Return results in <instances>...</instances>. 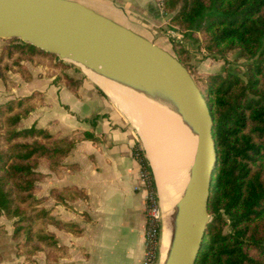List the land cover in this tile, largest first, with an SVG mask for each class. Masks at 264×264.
<instances>
[{
    "label": "trees",
    "instance_id": "16d2710c",
    "mask_svg": "<svg viewBox=\"0 0 264 264\" xmlns=\"http://www.w3.org/2000/svg\"><path fill=\"white\" fill-rule=\"evenodd\" d=\"M161 1L171 27L195 36L208 53L223 56L235 50L249 60L244 78L225 71L208 75L199 85L213 118L218 161L208 202L211 219L195 264H264V0ZM0 41V80L7 87L13 84L10 73L31 79L25 62L44 60L60 70L54 82L64 77L71 88L79 83L66 72L73 68L56 55L18 38ZM171 44L189 70L184 61L187 50L180 41ZM35 99L43 103L36 91L0 103V215L12 220L11 237H22L16 247L25 259L44 251L45 264H56L51 252L61 247L48 226L74 232L79 227L55 219L41 205L45 196L37 197L35 191L45 174L38 167L61 171L73 142L34 124L23 126L22 120L38 105ZM133 153L155 192L152 170L139 141ZM50 195L61 202L83 192L75 187L53 188ZM4 232L1 224L0 234Z\"/></svg>",
    "mask_w": 264,
    "mask_h": 264
},
{
    "label": "crops",
    "instance_id": "0c3cea01",
    "mask_svg": "<svg viewBox=\"0 0 264 264\" xmlns=\"http://www.w3.org/2000/svg\"><path fill=\"white\" fill-rule=\"evenodd\" d=\"M76 1L156 44L158 39L167 41L164 30L173 29L168 28L171 25L167 16L152 0ZM25 65L31 79L26 81L19 73H10L13 84L8 87L0 80V103L40 92L43 103L34 100L38 105L22 120L23 126L34 124L73 142L61 171H49L44 165L38 167L45 174L35 191L37 197L45 196L41 205L55 219L79 227V232H74L53 224L48 226L61 247L51 252L56 257L55 263L141 264L145 252L146 189L141 165L133 153L138 140L135 131L96 84L74 68L66 70L71 77L79 79L71 88L64 77L53 81L60 70L48 60L25 62ZM65 187H75L83 196L67 197L59 202L50 195L51 189ZM155 189L157 195L156 184ZM159 206L161 214L160 200ZM163 255L159 233L155 264H161ZM23 259L12 264L46 263L44 251L33 254L29 262L23 263Z\"/></svg>",
    "mask_w": 264,
    "mask_h": 264
},
{
    "label": "water",
    "instance_id": "95a60500",
    "mask_svg": "<svg viewBox=\"0 0 264 264\" xmlns=\"http://www.w3.org/2000/svg\"><path fill=\"white\" fill-rule=\"evenodd\" d=\"M12 38L56 55L111 101L91 74L131 88H151L158 81L172 94L180 115L191 127L195 148L183 180L175 232L161 264H195L211 219L208 202L218 158L209 106L186 66L154 41L76 0H0V39ZM118 110L136 130L156 184L141 136ZM156 196L159 204L158 193Z\"/></svg>",
    "mask_w": 264,
    "mask_h": 264
},
{
    "label": "bare ground",
    "instance_id": "6f19581e",
    "mask_svg": "<svg viewBox=\"0 0 264 264\" xmlns=\"http://www.w3.org/2000/svg\"><path fill=\"white\" fill-rule=\"evenodd\" d=\"M91 76L107 91L118 108L130 117L142 137L158 189L161 250L164 254L172 242L183 180L193 159L195 140H192L191 127L180 115L172 94L162 89L160 82L157 81V85L151 88H131L114 85L93 74Z\"/></svg>",
    "mask_w": 264,
    "mask_h": 264
},
{
    "label": "rangeland",
    "instance_id": "374dc122",
    "mask_svg": "<svg viewBox=\"0 0 264 264\" xmlns=\"http://www.w3.org/2000/svg\"><path fill=\"white\" fill-rule=\"evenodd\" d=\"M152 2L154 5L156 6L158 5V2L156 0H152ZM86 3H89V2H86ZM159 8L161 7L159 6ZM149 10L150 9L147 8V11ZM129 17H133V16H129ZM166 18L168 20V16ZM123 21H126V20L123 19ZM132 27L136 30L141 31L136 25H133ZM168 28H172V27H168ZM164 32H167V41L158 39L156 41L157 44L175 55L171 42L176 41V40L181 42V46L187 50V56L186 58H184V61L188 65L189 72L194 78V80L196 81V83L198 84V86L201 85V83L206 79L208 75L213 74V73L224 74L225 71H232L235 74L244 78V67L249 62V60L240 57L235 50H232L223 56L219 54L208 53L202 47V45L196 39L195 36L190 37L186 33H181L178 29L176 30L174 28L172 30L171 29L164 30ZM0 44H1V41H0ZM124 115L131 121L130 117L127 116L126 113H124ZM137 132L139 133L138 129H137ZM140 147L143 149V146L141 143H140ZM159 210H160V206H159ZM160 221H161V215H160ZM1 224L4 225V227L7 226V229H5V232L0 234V254L2 256V261H1L2 264H12L15 261L19 262L20 259H23V258H24L22 261L23 263L29 262V260L25 259V253L18 250L16 247L17 241L21 242L22 237L16 240H14L11 237L12 232H13L12 220H8V219L6 220L4 219V217H2L0 219V225ZM161 237H162V221H161Z\"/></svg>",
    "mask_w": 264,
    "mask_h": 264
},
{
    "label": "built area",
    "instance_id": "2783aa9c",
    "mask_svg": "<svg viewBox=\"0 0 264 264\" xmlns=\"http://www.w3.org/2000/svg\"><path fill=\"white\" fill-rule=\"evenodd\" d=\"M158 5L161 6L162 1L156 0ZM141 176L143 178L144 187L146 189L145 194V215L146 224L144 230L145 236V252L142 258L141 264H155L156 262V245L159 236L160 229V210L158 200L154 194L153 189L149 184L146 173L141 170Z\"/></svg>",
    "mask_w": 264,
    "mask_h": 264
}]
</instances>
